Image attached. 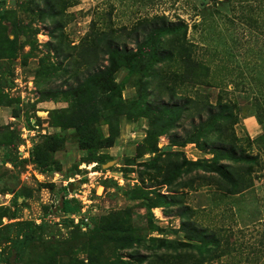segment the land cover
I'll return each mask as SVG.
<instances>
[{"label": "rangeland", "instance_id": "374dc122", "mask_svg": "<svg viewBox=\"0 0 264 264\" xmlns=\"http://www.w3.org/2000/svg\"><path fill=\"white\" fill-rule=\"evenodd\" d=\"M44 7L45 0H0V264H176L193 252L175 243L184 238L176 231L184 204L207 224L230 228L232 241L243 240V230L246 240L263 231L264 121L256 104L264 100L258 91L264 89L263 31L227 20L232 11L216 12L223 8L217 0H76L63 26L41 16ZM162 12L188 23L199 58L221 84L173 96L172 62L141 72L121 67L116 94L124 104L138 102L112 112L117 106L105 108L109 95L92 98L89 80L108 66L109 56L101 43L86 39L91 21L108 30ZM228 49L233 70L225 75L220 66ZM220 94L228 116L200 133L209 110L218 111L209 104ZM78 95L83 100L71 108ZM173 103L186 110L159 133L151 113ZM251 115L260 126L255 136L245 125ZM110 134L112 145L96 143ZM189 134H199L200 144L173 143ZM176 150L197 162L181 164ZM230 179L247 189L226 195ZM173 195L175 203H164L162 196L172 201ZM254 219L248 231L244 223ZM234 245L208 264H251Z\"/></svg>", "mask_w": 264, "mask_h": 264}, {"label": "trees", "instance_id": "16d2710c", "mask_svg": "<svg viewBox=\"0 0 264 264\" xmlns=\"http://www.w3.org/2000/svg\"><path fill=\"white\" fill-rule=\"evenodd\" d=\"M75 1L76 0H45L44 12H40V15H48L53 21H58L59 23L60 20L62 22L64 17L70 15L67 10L70 6L75 4ZM217 1L223 8L216 7V12L220 13L224 8L232 11V14L226 15L227 20L232 22L235 20L243 21L247 26L254 27L264 33V0ZM206 4L207 1L202 2L203 6H206ZM206 9L210 12L209 14L214 12L208 8ZM238 12V17H236ZM15 25L18 26L17 23H15ZM61 25L63 26L64 23L62 22ZM88 38L92 39L91 45L99 46L101 43L100 50L105 52V54L107 53L109 56L108 66L104 69H99L96 77L89 80L91 81L89 85L93 87L92 91L94 95H92V98H98L102 101V96L109 95L111 97V103L106 105L105 108H111L113 105L117 106V108H111L112 112L114 110L117 113L121 111L123 107H130L131 104L138 102L137 99H134L131 103L124 104L116 94L119 84L116 82L115 74L121 67H127L132 71L141 72L150 67H154V65L158 63L172 62L175 66L173 70L174 78L172 77L173 83L170 88L173 96H177V94L178 96H183L184 91H187L189 87L195 88L200 84H221V82L213 81L211 77L212 74L210 75L209 72L210 65L207 61H203L199 58V51L197 50L199 44L188 36V23L180 17H178V20H174L164 12L151 15L146 14L136 18L131 26H112L108 30L96 25V20H92L86 39ZM128 42H133L135 48H128ZM222 43L223 50L228 48V43L225 40ZM219 50L222 49H218L215 52ZM229 51L231 50H225L226 54L224 55H226V60L223 61L220 66V69L225 72V75L233 70V67L228 65L230 60L227 53ZM85 89L86 86L83 88V91H85ZM72 91L66 92V95H71ZM258 91L259 96H262L264 89L259 87ZM119 94L121 95V92ZM82 95L80 98L79 95L76 99H74V97L71 98V100L76 101V103L72 104L71 108L81 103L80 100H83ZM219 98L216 105L209 104V106H217L218 111L212 114L211 109L209 110V117L205 122L200 124V133L207 132L213 128L218 118L228 116L226 112L228 111L229 103L224 101L225 99L221 94ZM256 104L263 108V112H257V119L259 123L263 124L264 100H261L260 97L256 98ZM185 110L186 106L184 103L159 104L151 113V117H154L153 119L151 118V123L154 127V123L157 121L161 127L159 133L168 132ZM229 113H231L229 114L231 117H234L233 112ZM199 139V134H189L181 141L175 140L173 143L178 146H185L186 143L200 144ZM112 142L113 136L111 134L105 138L96 139V143L99 146H110ZM81 143L85 146L84 142ZM174 153L182 155L183 159L181 164L197 162L188 160L180 150H176ZM247 158L243 159L245 160ZM179 169H182L181 166H179ZM220 171L222 172V170ZM246 189L247 186L243 181L240 182L230 179L225 192L226 195L231 197L236 194L239 195V193ZM172 197V201L168 200L167 196H162V199L166 204H173L175 203L174 198H176V196L173 195ZM178 214L182 219V223L176 231L183 232L184 238L175 241V243L180 244L179 246L182 247H190L193 249V252L182 254L183 258L176 264L211 263L230 253L235 246L234 243L239 245L240 252H246V260L248 262L251 264H264V230L250 233V240H246L247 232L241 230L243 233V240L233 239L232 241L230 237L234 233H230V228H224L212 223L207 224L200 217L199 211L194 209L192 205L184 204ZM256 220L257 219L249 220L247 223H244L248 231L250 230L247 228L248 225L254 224ZM245 227L242 228L245 229ZM257 233H259V235H256ZM158 240L163 243V245L166 243H173V241L167 240L166 238H159ZM245 248H248L246 249L247 251L243 250Z\"/></svg>", "mask_w": 264, "mask_h": 264}, {"label": "crops", "instance_id": "0c3cea01", "mask_svg": "<svg viewBox=\"0 0 264 264\" xmlns=\"http://www.w3.org/2000/svg\"><path fill=\"white\" fill-rule=\"evenodd\" d=\"M245 125L251 135L255 136L260 133V126L253 115L247 118Z\"/></svg>", "mask_w": 264, "mask_h": 264}]
</instances>
